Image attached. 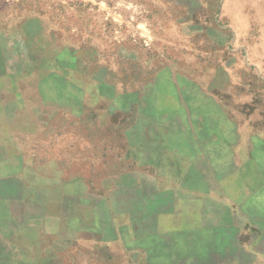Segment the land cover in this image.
Masks as SVG:
<instances>
[{
	"label": "rangeland",
	"instance_id": "374dc122",
	"mask_svg": "<svg viewBox=\"0 0 264 264\" xmlns=\"http://www.w3.org/2000/svg\"><path fill=\"white\" fill-rule=\"evenodd\" d=\"M33 2L42 34L85 54L74 74L24 77L52 106L23 194H52L61 169L104 179L91 190L105 201L64 204L75 239L56 264H264V0ZM94 210L102 229L87 236Z\"/></svg>",
	"mask_w": 264,
	"mask_h": 264
},
{
	"label": "crops",
	"instance_id": "0c3cea01",
	"mask_svg": "<svg viewBox=\"0 0 264 264\" xmlns=\"http://www.w3.org/2000/svg\"><path fill=\"white\" fill-rule=\"evenodd\" d=\"M128 7L136 9L131 1H128ZM39 9V3L35 2L25 6L23 0H0V76L9 81L0 83V187L13 183L20 188L14 195H0V204L9 209L0 218L2 264H56L57 254L75 239L72 219L62 210L64 204L71 200L86 205L105 201L104 195L97 193L104 179L94 180L88 172L74 177L65 173L66 169H61L60 181L48 183L54 187L52 194H23L26 189L35 192L24 181V172L30 168L42 169L35 166L34 159L28 155L31 154L30 149L33 155L37 154L41 135L47 133L41 108L52 103L40 98L38 83L25 84L24 77L30 73L39 74L42 70L49 75L74 74L76 65H83L79 59L85 54L67 43L66 38H56L55 41L50 35L42 34V28L52 24L48 18L41 17ZM113 21L120 23L117 19ZM48 54L54 60L53 64L51 59H46ZM71 103L80 109L88 108V103L82 98ZM49 164L52 168V163ZM93 186L97 188V194L92 193ZM61 188H72V192L57 194ZM75 188L80 190L79 194L74 193ZM27 203L43 204V210L36 215L13 210L14 205L21 207ZM91 215L93 222L88 219L80 222L87 236L102 229L98 212L94 210ZM113 223H110L112 230ZM4 234L9 235L12 241H4ZM33 252H39V255L34 256Z\"/></svg>",
	"mask_w": 264,
	"mask_h": 264
}]
</instances>
